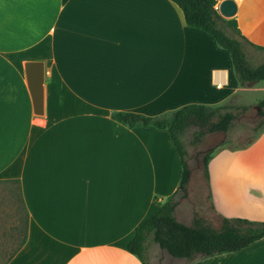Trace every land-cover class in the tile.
Listing matches in <instances>:
<instances>
[{
    "label": "crops",
    "instance_id": "1",
    "mask_svg": "<svg viewBox=\"0 0 264 264\" xmlns=\"http://www.w3.org/2000/svg\"><path fill=\"white\" fill-rule=\"evenodd\" d=\"M209 1L218 12L223 0ZM233 1L222 28L244 38L248 62L264 57V0ZM28 62L43 64L41 113ZM245 92H264V81L240 87L228 52L186 25L172 0H0V184L17 186L25 213L16 219L0 203V264H142L127 244L177 189L180 158L167 130L128 128L111 114L156 116ZM207 186L218 218L264 221V128L212 153ZM179 206L176 219L190 225ZM147 256L264 264V237L190 262L148 242Z\"/></svg>",
    "mask_w": 264,
    "mask_h": 264
},
{
    "label": "trees",
    "instance_id": "2",
    "mask_svg": "<svg viewBox=\"0 0 264 264\" xmlns=\"http://www.w3.org/2000/svg\"><path fill=\"white\" fill-rule=\"evenodd\" d=\"M182 10L186 25L210 34L216 44L230 56L232 69L238 85L245 87L249 82L264 81V63L251 66L242 50L244 38L235 31L236 36L226 34L221 26L223 18L209 0H172ZM264 106V99L260 101ZM245 110L247 107H236ZM264 115V111L259 112ZM236 113L225 104H185L176 110L156 116L135 112L117 111L111 118L128 128L153 126L167 130L178 152L181 171L177 189L160 204L153 214L142 219L134 228L133 236L127 244L130 253L136 255L142 264H148L147 243L157 244L172 257L184 258L188 262L196 258L233 252L264 237V221L249 220L241 217H220L218 228L203 217L194 214L190 225L176 219L175 209L179 197L186 195L190 169L187 150L183 138L193 128L191 144L201 142L208 133L226 132ZM259 132L264 128L260 122ZM212 153L202 157L203 171L208 179V161Z\"/></svg>",
    "mask_w": 264,
    "mask_h": 264
},
{
    "label": "rangeland",
    "instance_id": "3",
    "mask_svg": "<svg viewBox=\"0 0 264 264\" xmlns=\"http://www.w3.org/2000/svg\"><path fill=\"white\" fill-rule=\"evenodd\" d=\"M262 62H264V57L259 59L249 58L251 65ZM242 96L244 99L241 101L235 97L225 103L236 113V117L226 132L208 133L201 142L191 144L193 131V128H191L183 138L187 150L190 177L185 197L178 196L179 212L187 217H189V213L192 217L194 214H198L216 228L220 225V218L212 213L210 209L209 190L204 176L202 157L205 153H214L220 148L243 147L258 135L260 122L264 119V115L259 114L260 111H264V106L260 104V101L264 99V92H245ZM242 106L247 108L245 110L236 109V107ZM0 203L7 205L9 208L6 211L7 213H10L16 219L24 220L25 213L21 206L17 186L14 184H0ZM149 245L151 246L153 243L149 242Z\"/></svg>",
    "mask_w": 264,
    "mask_h": 264
},
{
    "label": "water",
    "instance_id": "4",
    "mask_svg": "<svg viewBox=\"0 0 264 264\" xmlns=\"http://www.w3.org/2000/svg\"><path fill=\"white\" fill-rule=\"evenodd\" d=\"M218 12L224 17H230L236 12V4L233 0H223L218 6ZM28 86L32 97L34 112H42L43 103V64L42 62H28L25 65Z\"/></svg>",
    "mask_w": 264,
    "mask_h": 264
}]
</instances>
